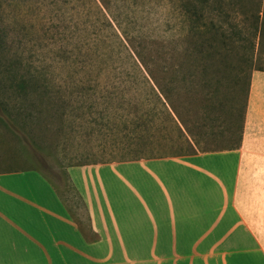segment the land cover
<instances>
[{"label":"rangeland","instance_id":"374dc122","mask_svg":"<svg viewBox=\"0 0 264 264\" xmlns=\"http://www.w3.org/2000/svg\"><path fill=\"white\" fill-rule=\"evenodd\" d=\"M187 1L193 0H0V172H41L87 231L68 168L233 147L250 75L264 70V30L253 40L250 36L252 15L264 25V0L201 4L214 28L230 32L232 54L247 51L235 50L246 43L231 31L254 41L251 72L239 62L247 57H227L221 50L201 60L188 51L201 40L187 44L174 37L179 6ZM214 9L221 10L219 16ZM147 71L188 121V132L180 129L191 146L179 138L149 89ZM185 73L193 77L184 81ZM247 164L250 184L263 187L264 162ZM131 170L117 172L130 181ZM111 184L124 193L120 183Z\"/></svg>","mask_w":264,"mask_h":264},{"label":"crops","instance_id":"0c3cea01","mask_svg":"<svg viewBox=\"0 0 264 264\" xmlns=\"http://www.w3.org/2000/svg\"><path fill=\"white\" fill-rule=\"evenodd\" d=\"M247 93L231 149L68 168L87 231L41 172H0V264H264V186L247 164L264 162V71Z\"/></svg>","mask_w":264,"mask_h":264},{"label":"trees","instance_id":"16d2710c","mask_svg":"<svg viewBox=\"0 0 264 264\" xmlns=\"http://www.w3.org/2000/svg\"><path fill=\"white\" fill-rule=\"evenodd\" d=\"M201 4L204 5L205 1L204 0L187 1L186 3H183L181 6H179L180 10H179V15H178V18L176 21V25L178 26L179 29L177 30V32H175L176 35H174V37H177V36L183 37L187 44L190 41H192L195 37L198 40H201L200 43L197 44L198 48L196 50L188 49V51L191 52L193 55L194 54L196 56L199 55L201 60L202 59L206 60L207 57L213 56V54H216L221 50H225V51H227V57L235 56V57H238V59L241 57H247L244 59L243 58L239 59V62H240V60H242V62L245 64L246 68H248V72L249 71L251 72L252 70H254V68H252V63H251L252 57H253L252 53H253V49H254V41H250V40L248 41L247 39L240 36V34H241L240 31H237V33H234L233 31H231L232 35L235 37V40H237L238 42L246 43L244 47H241L243 45V43H238L236 45L237 49H235V50H237V51L246 50L247 51L246 56L243 54H241V56H240L239 52H236V54H232L231 50H233L234 47H232L233 45L229 44V41L232 40L231 34H228L230 32L227 33L225 30L222 31V30H218L217 28H214V24L209 20V18L207 16L203 15L202 9H201ZM218 8H220V7H218ZM216 10L217 9H214L213 12H215V14L219 16L220 14H218V13H221V10L218 12ZM263 30H264V25L262 24L259 27L258 17L252 15V25H251V35H250L251 40L255 39L256 37L262 36ZM171 38H172V36L167 38L166 41H170ZM188 51L186 49L183 50L184 56L186 58H189L188 55H190V53H188ZM136 57H137L139 63L142 64L141 66L143 68H145V70H146V68H147L146 64L142 61L139 53H136ZM136 70L140 74L141 68H139V66H136ZM255 71H264V70L255 69ZM148 75L150 76L149 80H151V82H152L149 89L152 90V92L154 93V97H156L158 99L160 106L168 115L169 123L172 126H174V128L176 127L175 129L178 130V132L180 133L179 138H181V139L183 138L184 141L190 145V142H189L190 136L188 137L186 134L184 135V132L180 129V126L181 127L183 126V128H185V130L188 132V130L186 129V127H187L186 123L188 121L181 119L177 115L174 107L167 101V99L164 95V90L161 87V85L156 83L154 81V78L147 71V76ZM190 75H191L190 73H185L182 80L184 79V81H186L187 78L193 77ZM210 75H213V73L211 72ZM247 83H248V81H247ZM17 87L19 89H21L22 85L18 84ZM159 96H161V99ZM153 115L155 116V114H153ZM240 137H241V128L239 127V135L237 136V139L235 141L236 143L234 144L233 147H235L237 145ZM177 140H179V139H177ZM172 144H173V142H172ZM233 147H231V148H233ZM231 148H228V149H231ZM224 150H226V149H224ZM203 152H208V151H203ZM211 152H215V151H211ZM188 154H193V153H181V154H173V155H188ZM68 167H70V166H68Z\"/></svg>","mask_w":264,"mask_h":264}]
</instances>
